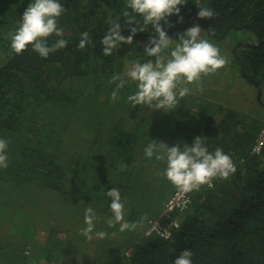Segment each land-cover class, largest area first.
Listing matches in <instances>:
<instances>
[{"label":"trees","instance_id":"obj_1","mask_svg":"<svg viewBox=\"0 0 264 264\" xmlns=\"http://www.w3.org/2000/svg\"><path fill=\"white\" fill-rule=\"evenodd\" d=\"M60 2L67 10L59 18V24L68 43L44 59L30 47L20 55L15 54L6 39L7 33L18 27L30 0H0V139L8 141L9 165L0 168V182L15 185L17 191L26 187V193L30 191L28 185L51 190L59 201L68 194L75 195L76 199L72 198L75 205L80 204V198H90L87 190H95L93 186L100 182H109L112 188L118 187L125 194L123 200L128 195L135 202L132 196L138 189L127 177L130 171L114 173L107 163L115 151L122 164L130 166L135 160L134 147L139 146L133 143L143 141L122 129L107 132L101 146L96 145V140L85 146L80 131L84 125L80 124V132L75 133L77 124L71 122L83 112L92 111L88 103L101 87L93 84L95 94H91V89L83 93L85 83L99 81L102 76L110 80L121 70V48L112 56H104L100 41L110 22L118 16L124 34H130L121 15L126 0ZM201 6L210 7L214 17L198 20ZM181 16L183 23H177L175 16L169 18L175 28L170 36H177L176 32L182 33L194 24H199L211 40H218L226 30L224 38L232 31L248 32L250 43L240 47L235 61L244 68L249 81H264V0H187L181 7ZM244 26L249 29H238ZM84 32L89 33L91 42L80 49L78 44ZM153 34L154 30L149 28L146 33H137L134 40L146 43ZM54 40L55 37L49 38V43ZM69 82H72L70 89ZM67 85L68 90L64 88ZM262 126L261 117L238 111L236 107L219 108L216 114L207 116L193 140L197 136L206 137L209 151L221 147L231 156L236 173L226 181L215 180L212 188L202 186L198 192H192L188 209L175 215L180 216L179 225L171 230L168 239L129 231L133 235L124 247H112L114 253L111 246L107 248L103 264H173L175 256L185 249L192 251L193 264H264V149L259 154L251 152ZM105 147L111 154L101 153L103 159L96 153ZM48 148L53 149V155L47 152ZM137 194L146 198L141 190ZM99 198L102 213L110 219L111 199L106 193ZM153 206L158 208L156 202ZM134 219L131 216L127 221L135 222ZM116 226L119 228V224ZM50 241L49 236L45 242L48 246L41 245L55 246L60 254L57 245ZM70 241L69 236L67 242Z\"/></svg>","mask_w":264,"mask_h":264},{"label":"rangeland","instance_id":"obj_2","mask_svg":"<svg viewBox=\"0 0 264 264\" xmlns=\"http://www.w3.org/2000/svg\"><path fill=\"white\" fill-rule=\"evenodd\" d=\"M177 34L179 32H176L175 35ZM122 35L127 37L123 31ZM170 37L175 40L177 36ZM201 37L217 46L221 55L226 56L229 63L216 74L203 77L202 88L189 85L192 89L191 94L183 98L175 111L165 114L161 110H148L143 106L132 108L126 97L136 90L134 84L121 90L120 98L113 101L111 93L115 84L110 83L112 76L110 80L102 76L99 81L95 79V81H91L93 83L86 82L81 90L83 93H87V90L94 89L93 84L101 86L97 92L98 95L88 103L87 107L92 108V111H85L79 118L71 121L77 124L76 129L73 130L75 133L83 132L82 140L85 146L90 145L88 141L94 140L97 142L96 145H100L107 132L111 133L112 130L117 132L122 129L133 132L136 138L139 137L143 141V143L138 141L133 143V146H139L138 148L134 147L135 160L130 166L122 164L119 153L115 151L107 163L114 173L130 171V175L135 177L127 174L132 183L136 184L138 190L132 196L135 202L131 197L128 198V195L125 198V219L130 220L132 216L135 217V222H138L142 216L147 215L148 219L142 228L137 229L138 233H146L149 225L153 223L175 189L169 181L158 174L166 167V164L156 161L154 158L150 160L144 155V148L152 140L163 142L169 147L176 143H181V147H184V143L191 145L195 131L199 126L204 125L207 116L216 114L219 108L236 107L238 111L248 113L256 118L261 117L264 125V81L261 83V96L260 102H258V87L247 79L235 61V51L237 53L242 49L240 47L250 43V34L232 31L226 38L211 40L202 31ZM134 45H139V47L123 45L122 49L121 46L119 51L122 55L120 60L122 67L120 72L116 73L117 75L124 72L126 59H147L143 55L137 57L128 55L129 52H132L133 55L143 53L144 42L134 40ZM69 83L70 89L72 82ZM64 88L68 90V85ZM93 93L92 90L91 94ZM80 124L84 125L81 130L78 128L82 127ZM93 124L97 125L91 127ZM109 148L113 149V146H109ZM109 148L95 149L99 152L96 154L104 159L102 155L111 154ZM51 149L48 148L47 152L52 154L53 149ZM61 157L67 158L65 155H61ZM0 183V247L7 249V246H19V244L32 247L31 253L30 248L25 249L27 261L29 262L28 257L31 258V262L33 261L30 264H103V254L109 250L107 249L109 246H111L110 251L114 253L112 247H124L133 235L129 231L121 233L119 228H116L117 226L109 227V219L101 211L99 196L103 193L107 194V191L112 188L109 182H100L95 186L90 182L89 185L97 190H87L90 198H80L79 205H75L72 201V198L76 199L75 195L68 194L63 201H59L51 190H40V187L28 185L27 189L30 190L27 192L30 193L28 195L26 187L17 191L16 186L11 183V185L5 182ZM139 190L146 194V198L138 196ZM124 196L125 194L121 193L122 200ZM87 199L88 203L85 206L84 203ZM155 202L158 204V208H154ZM89 206L94 209L98 217L95 231L108 233L107 238L103 240L96 238L95 233H93L91 241L80 235V230L86 226L84 215L85 209ZM173 218L177 220V223L180 221L178 215ZM9 232L11 234H8ZM49 236L50 242L52 245H57L60 254L57 253L55 246L48 248L43 246L46 245L45 242ZM69 236L72 241L67 242ZM13 241H16V244ZM42 243L43 245H41ZM11 254L15 255L14 252Z\"/></svg>","mask_w":264,"mask_h":264},{"label":"clouds","instance_id":"obj_3","mask_svg":"<svg viewBox=\"0 0 264 264\" xmlns=\"http://www.w3.org/2000/svg\"><path fill=\"white\" fill-rule=\"evenodd\" d=\"M186 4L187 0H126L121 15L124 18L123 25L130 34L127 37L122 35L119 16L113 19L100 41L103 55L112 56L122 45L139 47L134 45L135 35L146 33L149 28L154 30V34L144 43L142 54H128L131 57L143 55L147 59H126L124 72L112 76L110 83L115 84L111 93L113 101L120 98L121 90L134 84L136 90L126 97L132 108L143 106L148 110H161L167 114L175 111L183 98L191 94L189 85L202 88L203 77L216 74L228 65L229 61L226 56L221 55L220 49L201 37L202 29L199 24L177 34L175 40L170 37L165 26L174 27L169 22V18L173 16L178 18L177 23H183L181 7ZM66 11L60 0H30L18 27L6 35L12 51L20 55L30 47L41 58L47 59L51 54L64 49L68 41L64 38L59 18ZM214 15L210 7L198 8V20H210ZM51 37H55V40L49 43ZM90 42L89 33H81L78 48L84 49ZM206 141V137L197 136L191 145L184 143V147H181V143H176L169 147L163 142L152 140L144 148V155L150 160L154 158L166 164L158 174L179 192H198L202 186L212 188L213 181L217 179L228 180L237 171L230 155L221 147L209 151ZM7 149L8 141L0 139V168L6 169L9 166ZM107 196L111 199L109 208L112 214L108 220L109 227L119 224V231L123 233L144 226L147 215L142 216L138 222L125 220L126 201L122 200L120 189L111 188L107 191ZM175 215H172V219ZM97 219L91 206L85 209L86 226L80 230V235L88 241L93 239V233L101 240L108 236L105 231H95ZM161 234L167 238L168 231ZM144 235L148 236L146 233ZM192 256V251L185 249L175 256L173 264H193Z\"/></svg>","mask_w":264,"mask_h":264},{"label":"built area","instance_id":"obj_4","mask_svg":"<svg viewBox=\"0 0 264 264\" xmlns=\"http://www.w3.org/2000/svg\"><path fill=\"white\" fill-rule=\"evenodd\" d=\"M264 149V125L257 134L255 141L251 147V152L259 154ZM214 184V181H213ZM207 187V186H204ZM208 188V187H207ZM191 193L184 194L179 192L176 188L172 195L167 200L164 208L160 214L154 219L146 232L147 235L155 234L163 239L170 237L171 230L178 227L177 220L172 219V215L180 214L188 209L191 204ZM167 230V238L161 232Z\"/></svg>","mask_w":264,"mask_h":264},{"label":"crops","instance_id":"obj_5","mask_svg":"<svg viewBox=\"0 0 264 264\" xmlns=\"http://www.w3.org/2000/svg\"><path fill=\"white\" fill-rule=\"evenodd\" d=\"M8 234H11V232H9ZM10 238L11 235H9ZM29 238V237H28ZM16 241H13V243H15ZM9 244H11L10 241H8ZM21 243V241H20ZM16 244V243H15ZM7 249H3L1 250L4 252L3 255H0V263L1 264H30L31 262V258L28 257L29 262L27 261V256L25 253V249L30 248V253H31V249H33L32 247H26V245L23 244H19V246L17 245H10L7 246ZM1 248V247H0ZM15 253V255L11 254V253Z\"/></svg>","mask_w":264,"mask_h":264},{"label":"water","instance_id":"obj_6","mask_svg":"<svg viewBox=\"0 0 264 264\" xmlns=\"http://www.w3.org/2000/svg\"><path fill=\"white\" fill-rule=\"evenodd\" d=\"M110 27V26H109ZM109 27H108V29H109ZM184 26H182L181 28H183ZM242 28H247V29H249V27H247V26H244V27H240V28H238V29H242ZM175 30V28H169V29H167L166 31L169 33V32H172V31H174ZM227 31L228 30H226L221 36H219L218 38L219 39H222V38H224V36H225V34L227 33ZM247 47H249V48H252L253 46H251V45H247ZM235 54H236V51H235ZM241 68V71L245 74V72H244V68L241 66L240 67ZM246 75V74H245ZM254 84L258 87V91H257V100H258V102H260V96H261V91H260V87H261V82H254Z\"/></svg>","mask_w":264,"mask_h":264},{"label":"flooded vegetation","instance_id":"obj_7","mask_svg":"<svg viewBox=\"0 0 264 264\" xmlns=\"http://www.w3.org/2000/svg\"><path fill=\"white\" fill-rule=\"evenodd\" d=\"M250 81L255 82V81H253V80H250Z\"/></svg>","mask_w":264,"mask_h":264}]
</instances>
